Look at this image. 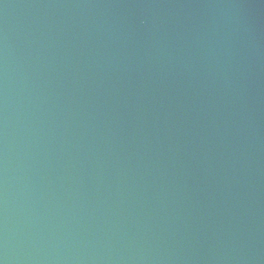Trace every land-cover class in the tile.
<instances>
[{"label":"water","instance_id":"1","mask_svg":"<svg viewBox=\"0 0 264 264\" xmlns=\"http://www.w3.org/2000/svg\"><path fill=\"white\" fill-rule=\"evenodd\" d=\"M0 264H264V0H0Z\"/></svg>","mask_w":264,"mask_h":264}]
</instances>
